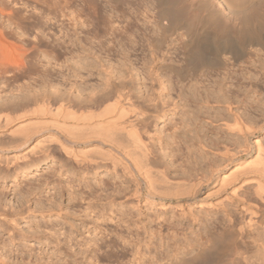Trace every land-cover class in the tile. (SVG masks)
I'll return each instance as SVG.
<instances>
[{
	"label": "rangeland",
	"instance_id": "1",
	"mask_svg": "<svg viewBox=\"0 0 264 264\" xmlns=\"http://www.w3.org/2000/svg\"><path fill=\"white\" fill-rule=\"evenodd\" d=\"M48 1L0 0V55L5 60L23 56L25 61L19 66H3L4 71L0 68V106L22 102L25 97L33 99L41 92L50 94L53 89L45 87L50 80L60 84L61 94L83 103V96H101L107 87L104 83L110 80L112 87L127 86L126 94L148 111L147 123L139 121L144 124L142 135L168 176L186 170L188 175H203L212 165L219 166L226 132L221 122L207 120L206 109L189 106L200 104L190 94L189 82L201 90L203 83L223 77L224 68L210 66L200 74L160 64L183 66L189 62L190 49L203 53L201 34L212 29L225 32L226 18L251 26L255 16L262 18L259 10L264 0H227L229 8L216 0H56L59 6L55 0ZM164 7L172 10L166 20L193 24L191 31L170 23L158 34L156 23ZM20 14L30 17L24 19ZM40 14L46 19H40ZM38 17L48 24L40 22L41 27L35 22ZM260 17L257 24L262 31ZM236 64L232 66L233 92L237 101L243 100L237 103L255 120L256 127H262L250 138L251 152L242 157L245 159L255 154L254 138L264 140V51L249 46ZM93 88L97 89L92 95ZM58 94L52 93V98ZM191 109L197 118L184 122L188 113L193 114ZM51 153L49 157L31 154L15 162L6 161L2 154L0 264H173L182 257L186 259L183 264H241L243 253L253 255L257 250L251 234L225 246L207 239L208 230L224 236L242 225L244 215L236 199H226L224 208L213 209L204 203L203 195L187 201H137L131 195L134 182L110 161L80 165L57 144ZM241 189L242 196L255 202L254 187ZM210 197L218 201L215 192ZM226 212L233 216L232 223ZM261 213L263 216L264 207ZM201 246L206 253L190 259Z\"/></svg>",
	"mask_w": 264,
	"mask_h": 264
},
{
	"label": "bare ground",
	"instance_id": "2",
	"mask_svg": "<svg viewBox=\"0 0 264 264\" xmlns=\"http://www.w3.org/2000/svg\"><path fill=\"white\" fill-rule=\"evenodd\" d=\"M170 1L174 3L176 0ZM46 2L49 1L46 0ZM58 2L56 1L57 4ZM216 2L226 8L230 6L227 0H216ZM51 3L55 5L53 1ZM259 11L262 13V18L255 16L253 24H250L251 26L253 25L252 27L248 26L249 24L242 26L234 19L229 20V18H226L225 20L228 25L225 27V32L219 34L220 32L217 33L214 29L212 30L216 33L212 30H206L200 36L202 41L201 48L203 46L204 52L200 53V49L197 51L196 48L190 49L187 52L189 62L183 66L177 65V62L160 64L161 67H172L178 71L190 68L197 72L201 71L200 74H203V69L209 68L210 66H222L224 68L222 71L223 77L218 80L214 79L212 83L210 82L211 84L208 83L210 85L203 83L204 87L203 85L200 86L203 87L201 90H198L196 83L189 82L190 94L194 95L200 102V104L197 102L198 104L195 105L193 103L194 106H189L191 108L200 106L199 108L202 111L203 108L206 109L209 115L203 112L205 114L204 116L206 117L208 115L207 120H211V123L213 121L221 122L219 125L223 127V132H226L224 134L227 137L224 143V149L221 148L223 149L221 151L223 156L222 162L217 167L212 165L207 174H196L193 176L192 172H189L191 175L186 174V170L184 173L182 172L183 174L177 173L175 177H170L167 175V169H162L163 166L160 165L161 163L159 165L162 167L158 168L157 161L159 160L155 161L150 144L147 143V140H144L142 135L143 130L141 131V129H143L142 126L144 124L142 125L141 123L140 125L139 123V121L143 122L149 119L146 117L148 111L144 110L145 108L142 106L136 105L135 101L126 94L127 86L122 84L118 87H112L110 80L104 83L110 88L108 89L104 85V89L106 90L104 93L101 91V96L94 98L95 94H97L95 93V89L97 88H93L90 90V93L92 94L94 92L95 94H92L93 96L91 95V99L90 97L86 99L87 96H83L85 97L81 99L83 103L75 102L70 95L66 96L64 93L61 94L62 92H60L61 90L58 87L60 84L58 85L51 80H45L48 82H46L45 87L53 89V92L50 94L48 92H41L36 95L34 94L33 99L29 97L26 99L25 97V100L22 102L0 106V161L2 160V154H4L3 157H6L5 160L8 162H15L20 158H26L31 154L37 153L49 157L52 154L53 144H57L66 155L72 157L75 162L81 163L80 165L86 161H88V164L93 162L99 165V160H103V163H106L104 161L106 160L108 162L110 161L111 163H109L113 167H120L121 172L132 179L131 181L129 178V181L131 183L134 182L135 187L131 195L136 196L137 201H141V199L146 203H153V201L158 199L161 201L166 199L187 201L190 198H198L200 195H203L205 197L204 203H207L210 206L209 208H212L225 207L224 203L226 199H236L240 202L242 215H244L242 225L240 223L239 228H234L224 236L216 235L212 229L208 230L207 239L208 241L211 239L213 242H219L222 246H225L235 241L239 236L243 237V235L251 234L254 239L253 241L256 242L257 250L253 255L243 253L240 263L264 264V224L262 221L264 215L262 216L263 213H261V208L263 209L264 207V140L261 137L254 138L252 141L255 148L254 156L245 159L242 158L244 155L250 154V138L258 133L262 127L260 129L258 126L256 127L255 120L250 117V114L245 111L246 109L244 107L241 108L238 105L243 100L240 101L239 99L237 101L236 95H234V70L232 68V66L237 65V62L239 63L245 48L259 46L264 51V30L261 28V31L257 24L259 17L263 19L262 21L264 23V1L260 4ZM3 12L4 10L1 11L2 14ZM161 14L160 19L158 18L159 21L156 23L158 34L159 30L163 34L170 23L176 27L178 25L179 28L180 26H186L189 31L193 27V24L186 25L176 19L166 20L165 15L170 16L172 14L170 7H164ZM25 15L28 14H23L21 17ZM40 15V19L46 17L43 16L44 12L43 15ZM29 17L26 16L23 18L29 19ZM39 17L37 19L38 21L34 20L38 24L44 21H39ZM48 17L47 19L50 18ZM47 21L41 22L42 25H46L45 23L48 24ZM241 26L245 28L243 29V33ZM41 27L39 26L38 28ZM192 31H194V28ZM257 31L260 33L259 37H256V34H258ZM239 32L243 34V39H240L242 37H240ZM40 38L38 42H40ZM19 53L17 51V54ZM2 56L1 58H4L2 63H4L8 58L5 60L6 56ZM26 57L25 59H27ZM22 58H9L5 62L7 65L0 63L2 64L0 68L4 71L5 67L2 68L3 66L7 67L10 64H17L19 66L24 64L25 61ZM218 67L215 69H221ZM205 72L207 73L206 70ZM52 93L60 94L52 98ZM192 109L193 114L188 113L184 122L197 118L196 114H194V110L196 109ZM209 109H213V112L211 110L208 111ZM198 114L200 115L201 113ZM146 132L148 133V130ZM85 165L88 166L87 163ZM244 185L254 187L253 196H255V202H252V197L250 198L251 201H249L245 196H242L240 189L244 188ZM214 192L218 195L217 202L212 201L210 197ZM179 205L181 207L183 206V204ZM200 205L202 206L201 202ZM226 216L230 223L234 221L232 215L227 214ZM204 253H206V248L201 246L198 253L190 259L194 260L196 257L198 258L204 255ZM184 262H186V259L182 257L175 263L173 262V264H183Z\"/></svg>",
	"mask_w": 264,
	"mask_h": 264
}]
</instances>
